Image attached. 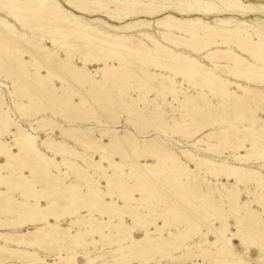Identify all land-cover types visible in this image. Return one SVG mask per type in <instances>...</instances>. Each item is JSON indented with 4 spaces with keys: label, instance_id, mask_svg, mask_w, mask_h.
I'll list each match as a JSON object with an SVG mask.
<instances>
[{
    "label": "bare ground",
    "instance_id": "bare-ground-1",
    "mask_svg": "<svg viewBox=\"0 0 264 264\" xmlns=\"http://www.w3.org/2000/svg\"><path fill=\"white\" fill-rule=\"evenodd\" d=\"M62 1L75 12L85 15H103L115 24L99 18L77 15L65 9L59 0H0V75L14 76L16 74L28 78L29 75L25 69L29 62L24 58H30L36 61L34 66L38 79L31 83L29 80L24 81L26 88L34 90L33 94L30 93L32 95L30 102L34 106L41 101V105L45 104V108L51 109L55 116L65 115L84 119L87 118L88 113L86 115L83 111H95L99 120L106 118L107 121L111 116L119 119L121 116L117 113V109L124 108L127 124L136 127L139 123L146 124L147 120L143 119L145 116L142 115L141 106L139 107L140 103L142 104L141 99L138 103L139 97L131 98V103L128 102L134 107H124L128 105L124 98L125 84L145 90L147 93L154 90L165 99V102L166 92L169 91L183 108L191 106L190 109L196 115L201 114V109L197 107L209 105L206 99L208 95L203 92L204 89L208 90L209 94L222 100L219 105L225 104L235 108V115L244 124V130L238 131L234 128L233 122L228 123L226 119H222L221 125L228 123L234 129L209 133L196 140L194 147L205 154L216 153L219 147H225L233 152L231 158L239 165L215 161L208 156H195L189 151L181 152L188 161L184 163L180 155L159 138L146 141V144L139 147L130 137L120 135L114 130L113 134L101 132L100 136L109 140L108 144H103L102 141L92 137L93 132L80 129L68 130L60 126L56 128L60 129L61 137L65 140L57 141L48 136L41 141V147L52 154V157L48 158L37 145L36 134L42 128L55 125V121L51 118L47 119L39 128H34V133L29 132L10 118L8 111L3 107V91L0 87V159L6 160V163L0 162V188L8 190L0 191V214L3 211L4 215H17V219L14 218L12 221L0 220V228L15 230L28 224L39 225L34 230L21 233H0V242L17 246V249L13 251L8 250V255L29 257L31 264H50L36 257L34 253L20 250L21 247L45 243L43 241L47 238L60 242L67 234L71 240L78 242L86 235L99 232L104 227L92 214L93 211L109 217L118 216L121 218L119 226L122 225V219L125 215L132 214L134 207L128 204L124 212L122 209L126 206L113 200L114 191L103 194L98 186L99 182L89 179L84 173L89 170H98L103 171L105 178H110L105 173L106 170L113 169L118 182L121 181L125 186L126 181L131 180L149 195L167 201L164 203L172 201L176 208L180 206L185 208L186 214L192 218L188 224L193 221L196 226H194L195 229L186 228L174 236V241L167 244L162 242L164 240L162 236L152 238V233L148 232V229L142 239H136L133 236L135 227L131 228L129 236L132 243L124 247L119 245L117 249L119 255L113 259V263L106 264H133L140 259L146 262L152 261L166 247L178 251L183 243L192 240L202 228L207 230L202 234V237L206 239L205 242L194 243L193 249H190L191 251L187 254L171 257L172 253H169L162 256L172 258L173 264H177L176 262L188 264V261H192L193 264H204L200 261L195 262L200 258H210V260L212 258L210 264H251V262L264 264V220L257 217L259 214L253 208V205H258L264 212V195L257 194L255 201L243 202L240 192H232V194L230 192L227 198V209L222 202L220 204L214 202L213 191L210 189L198 195L190 188L194 185L199 190L202 184L209 187L212 184L209 180L201 178V181H198L199 175H205L208 178H216L218 181L221 177H225L228 181L236 179L237 183L250 181L264 190L263 174L256 169L243 166L252 160L264 164V128L257 126L261 119L254 116L245 117L243 114L249 106L264 111V5L245 4L241 0H181L177 3H174L175 0L174 2L172 0H108L116 4V9L112 10L106 4L102 5L100 3L102 0ZM225 15H231V17L226 18ZM237 16L242 18L255 16L256 20L250 23L238 20ZM143 17L151 19L143 20L141 19ZM142 29L155 30L162 41L147 32L134 34ZM46 41L52 44L53 48L48 47L45 44ZM183 49L190 53L183 52ZM198 56L210 63L212 67L204 64ZM78 58L82 65L74 61ZM95 64L98 67L94 71L87 68L88 65ZM130 65H138L140 74H137ZM150 67L172 73L175 77L183 76L187 78L190 85L200 87L201 103L196 102L197 107L194 105L196 107L194 108L192 106L194 103L191 101L192 95L181 101L178 98V91L174 90L177 85L169 78L170 76L161 75L168 81L157 86L155 83L158 82V75L147 70ZM99 74L102 75V79H98ZM222 74L235 81L224 79ZM56 79H60L63 83L61 87L54 84ZM107 81H110L113 89L119 92L118 98L109 100L111 92L107 88ZM65 83L68 84L67 87ZM231 88L243 92L248 98L238 96L237 92L232 91ZM77 94L81 97L79 102L75 100ZM127 96L130 98L129 95ZM104 97H108V102L114 100L109 103L111 110L108 109L107 113H105L106 108L97 104V100ZM206 102L208 105L205 104ZM154 109L159 119L167 115L161 104L154 105ZM27 112L31 111L27 110ZM185 116L182 115V120L175 122L176 127H187L184 121ZM214 122L217 120L209 123L211 125ZM164 124L166 122L161 121L157 126L161 127ZM196 133L192 132L186 136L190 138ZM3 136H9L11 141H3ZM69 142L79 146L81 150ZM233 143L237 146L235 147ZM15 149H18V152ZM65 155L81 159L84 167L64 158ZM94 155H98L100 161L94 159ZM61 156L62 160H58L57 157ZM115 156H119L126 163H119L114 159ZM149 158L155 159L158 164L154 166L148 164ZM13 161H22L24 168H27L26 161H31L45 173L46 183L53 185L48 184V188H39L37 183L25 180L26 176L23 174L15 176L16 174L13 173L12 177L4 176L2 170L12 166ZM63 166L67 171L78 172L79 180L84 181L85 184L65 183L61 177L67 174L66 170L63 171ZM126 168H129V173L124 171ZM194 169L197 175L193 174ZM167 171L171 174L168 178L165 176ZM162 176L164 181L172 183L175 189L173 194L163 189ZM84 187L87 188V192L83 191ZM223 188L226 189L224 185ZM13 189L20 191L22 201L10 195ZM58 191L65 194L56 197L55 194ZM106 197L111 200L107 201ZM60 198L71 200L75 206L69 205L62 213L68 218L76 219L71 222L69 228H61L58 221L60 217H63L61 214L56 216L54 211L57 207L56 202ZM121 199L125 203L139 200L131 192L127 196H121ZM45 201L48 203L47 206L42 204ZM195 201L200 202L196 207L193 205ZM89 204H93L92 209H89ZM169 208L164 211L165 214L174 212L175 209ZM83 209H89L87 215L82 214ZM202 212H205V216ZM213 217L220 220V227L209 224ZM53 218L56 224L51 222ZM230 219L235 220L236 226L240 228L238 232L233 233L232 237L227 236L231 228ZM145 220L156 226L159 216L149 213L145 216ZM75 227L79 231L76 234L70 233ZM160 229L162 230V226H157L156 231ZM118 232H123L122 227ZM209 235L215 240H208ZM234 238L241 243L242 247L232 243ZM251 248L259 252L258 257L252 259L245 254V251ZM5 251L6 249L0 246V258ZM95 259H88L89 263L94 264ZM59 261V264H80L76 255L61 256Z\"/></svg>",
    "mask_w": 264,
    "mask_h": 264
},
{
    "label": "rangeland",
    "instance_id": "rangeland-1",
    "mask_svg": "<svg viewBox=\"0 0 264 264\" xmlns=\"http://www.w3.org/2000/svg\"><path fill=\"white\" fill-rule=\"evenodd\" d=\"M59 1L62 3V5H64L65 9H67L69 11H73V10H71V8H69L65 5L64 1H62V0H59ZM87 1H91V0H87ZM172 1L174 2V0H172ZM179 1H181V0H175L174 3H177ZM241 1L245 4L259 3V4L264 5V0H241ZM100 3L102 5L106 4L109 9H112V10L116 9V4L111 3L108 0H102ZM97 4L98 3H96V6H98ZM114 5H115V7H113ZM94 9L97 10L96 7H94ZM73 12H75V11H73ZM75 13L77 15H81L84 17L99 18V19L106 20L108 22L115 24V22H113L111 19H109L103 15H97V14H94V15L86 14L85 15V14L79 13V12H75ZM224 17L230 18L231 15H225ZM237 18H238V20L248 21L250 23H254V21L256 20L255 16H250L249 18H242L240 16H237ZM141 19L150 20L151 18L146 19L145 17H143ZM140 32L150 33L155 38L162 41L160 35L155 30L142 29V30L137 31L136 33L134 32V34L137 35ZM45 44H47L48 47L53 48L52 44L48 43L47 41L45 42ZM183 52L190 53L189 51L184 50V49H183ZM61 55L65 56L64 53H61ZM198 58L204 64L212 67L211 64L208 63L207 61L205 62L199 56H198ZM24 60L29 62L28 66L25 69V72H27V74L29 75L28 78L26 77L27 79L25 77H21V76H18L16 74L14 76L13 75L10 76V74H8V76L0 75V87L3 91V98H4V106L3 107L8 111L9 116L13 121L20 124L22 127L27 129L31 133H34L35 132L34 128H39L47 119L51 118L55 121V125H50L48 127L42 128L36 134V137L38 138L37 139V145L45 153V155L48 158L52 157V154L46 152L41 147V145H40L41 141L46 139L48 136L53 137L57 141L65 140L64 138L61 137V131H59L60 129L56 128V127L60 126V127L66 128L68 130L80 129V130H83L86 132H93L94 134L92 137L97 141H102L103 144H108L109 140L103 139L100 136L101 132L113 134L114 130H116L117 133H119L120 135L130 137L132 139V141H134V143H137L139 145V147L146 144V141H150L153 138H159L164 143H166V145L170 149H172L175 153L180 155L181 160L184 163H186L188 161H187V159H185L182 156L181 152L182 151H189L195 156H202V157L208 156L215 161H222V162H225V163L231 164V165H239V163H235L231 158V156L233 155V152L231 150H227L225 147H219L218 152L212 153V154L201 153L199 150H197L194 147V142L196 140L203 138L204 136H206L209 133H212V132L219 133L223 129H234V128L238 131H243L244 130V124L241 123V121L238 120L237 115H235L236 113L234 111L235 110L234 107L228 106L225 104L224 105L220 104L221 105L220 106L219 103H222V100L219 97H216V96H213L212 94H209L208 90L204 89L203 92H205V94L208 95L206 99H207V102L209 105L206 102L205 104L208 105L207 107H201V108L197 107L196 106L197 103L198 104L201 103V98L199 96V94L202 92L201 88L197 87V86L190 85L187 81V78H185L183 76H176L175 77L172 73H169L166 71H161L158 69L156 70V68H154V67L153 68L152 67L147 68V70H151L152 73H156L158 75V77H157L158 82L155 83L157 86L162 85L163 83L168 81L165 78L163 79L161 75H165L166 77L170 76L169 78H171L175 82V85H177V86H175L174 90L178 91L177 92L179 94L178 98L181 101H183L185 97L190 98V96L192 95L191 101H192V103H194L192 106L194 107V105H195L198 109H201L200 110L201 114L196 115L193 112V110L190 109L191 106H188L189 108L187 106L185 108H183L173 98V96L169 93V91L166 92L167 94H166V102H165V99L161 95L159 96L154 90H151L150 92L147 93V91H145V90H141L138 88L136 89V87H131V86H128V84H125L123 87V91L125 93V96H124L125 101L127 102L128 105H126L124 107L125 108L127 106L128 107L129 106L134 107L133 105H129L131 103L130 100H131V98L137 99V97H139L138 103H140V101H142V104L140 103L139 107L141 106L140 108L142 109V115L145 116V117H143V119H145L144 121L147 120L146 124H148V125H146L145 123H143V124L139 123L136 127V126L127 124V122H126L127 117H126L125 112H123L125 110L124 108L117 109V113H120V116H121L119 119H116L115 116H111L110 120L107 121V120H105L106 118L105 119L101 118L99 120V118L97 116L98 114L95 111H92L93 113L91 111L90 112L89 111H83V112H85L86 115L88 113L87 118L84 119L81 117L72 118V117H68L65 115L64 116L63 115L55 116L54 112L51 109L48 110L47 107H46L47 109L45 108V104L41 105V101L38 102V104L36 106H34L30 102V96H32L31 94H33L34 90H33V88H30V89L26 88L25 83L28 80L30 81L29 83H31L32 81H34V82L37 81L38 76H37V72H36L35 66H34L36 64V61L31 60L30 58H26V59L24 58ZM79 60L80 59L78 58V59H75L74 61L78 65H82L81 60L80 61ZM31 64H32V66H31ZM97 67H98V65H96V64L87 66V68H89L91 71H94ZM130 67H132L137 72V74H140V71L138 69L139 68L138 65H130ZM44 74L46 75L47 73L45 72ZM98 77H99L98 79H102L101 74H99ZM222 77L224 79H229V80L235 81L233 78H230L224 74H222ZM24 80H26V82ZM240 83L245 84V82H240ZM54 84L58 87H61L63 85V83L61 82L60 79H56L54 81ZM65 85H66V87L68 86L67 83H65ZM112 86H113L112 83L110 81H107V88L111 92L110 96H109L110 97L109 100L111 98L116 99L119 97V92L116 89H113ZM252 87H255V86H252ZM124 88L128 91L124 90ZM180 90H183V91L180 92ZM231 90L236 91L237 95L240 97L248 98V96H246L243 92H241L239 90H236L234 88H231ZM125 91L127 92V94ZM145 93L148 95H146ZM127 95H129L130 98H128ZM91 96H93V94ZM193 97H194V99H193ZM162 99H164V100H162ZM75 100H77L78 102L81 100V97L79 94H77V96L75 97ZM100 100H101V102H100ZM112 101H114V100H112ZM112 101L108 102V97H104V98H100L99 100H97V104L100 107L106 108L105 113H107L108 109L111 110L110 109L111 104L109 105V103H112ZM128 102H130V103H128ZM157 103L162 105L163 109H165L164 110L165 113L167 114L163 117V119L162 118L159 119L156 116L154 105H157ZM165 104H167V105H165ZM20 105H25L26 107L21 108ZM204 106H206V105H204ZM42 107H44L45 109ZM196 107H194V108H196ZM248 108L249 109H247L246 112L245 111L243 112L244 116L245 117L254 116V117H257V119L260 118L261 122L259 121L257 123V126L259 128H261V127L264 128V111L262 109L257 110L256 107H254V106H249ZM26 109L30 110L31 112H27ZM186 110H189V111H186ZM172 112H173V114H172ZM95 114H96L97 119L95 118ZM182 115H186L184 118V121L187 123L186 124L187 127H184V128L176 127L177 126L176 123H178L180 120H182V118H181ZM222 119H226V121L228 123L233 122L235 124L234 125L235 127L232 128L231 124H228V123L221 125L220 121ZM176 120H178V121H176ZM213 120L214 121L217 120V122H214L215 124L217 123L216 125L214 123H212L210 125L211 121L213 122ZM161 121H163V122L165 121L166 124H164L161 127L157 126V124H159V122H161ZM197 125H198V127H197ZM246 126H248V125L246 124ZM184 132H187V133L185 134ZM192 132H197V133L190 138L186 136L187 134H190ZM2 140L3 141H11L9 136H3ZM69 143L71 145H73L74 147H77L79 150H81L79 146H76L72 142H69ZM233 145L235 147L237 146L236 143H233ZM15 151L18 152V149H15ZM243 154H246V152H243ZM88 155L91 156L93 154H88ZM94 157H95L94 159H96L97 161H100V157L98 155H94ZM62 158H63L62 156L57 157L58 160H62ZM64 158H66L70 161H75L79 165L84 167V163L81 159H77L73 156L71 157L70 155H65ZM114 159L116 161H118L119 163H123V164L126 163V161L122 160L119 156H115ZM0 160H1L0 162L6 163L5 159H0ZM147 162H148V164L153 165V166L158 164L157 161L155 159H152V158L147 159ZM143 163L145 164L146 162H143ZM28 164H29V166H28ZM26 165H27V168H24L22 161L21 162L13 161V165L7 167V169L4 168L2 170V174L4 176H10V177L14 176L15 174H16L15 176L23 174L24 176H26L25 180H29V181H32L34 183H37L38 184L37 186H40L39 188H43V187L48 188V184H50V185L52 184V183H46L47 178L45 176V173H43L42 170L37 168L36 164L31 163V161H26ZM263 165H264L263 163H257V161H255V160H252L246 164H243V166L246 168L256 169V170L260 171L264 176ZM105 166L108 167L107 164H105ZM19 168L20 169L22 168V169L19 170ZM35 168H37V169L35 170ZM192 168H194V167L192 166ZM38 169H39V171H38ZM62 169L64 172H65V170L67 172L66 175H63V176L61 175V177H63L65 183L75 184V185H76V183L81 184V185L85 184L84 181L79 180L80 175L78 174V172H76L74 170H68L67 171L65 166H63ZM34 171H35V173H34ZM71 171H73V172H71ZM124 171L127 173L130 172L129 168H126ZM167 172H166L165 176L168 178L171 176V174H170V172H168V173ZM13 173H14V175H13ZM84 173H86V175L89 179L91 178V180L93 179L94 181L96 180L99 182L98 186H99V188L103 194H107L111 190L114 191L113 192V200H116V201L120 202L121 205L126 206L122 209L124 212L129 205L133 206L134 210H133L132 214L125 215L124 218L122 219V225L119 226V224L121 223L120 217H118V216L109 217L106 215H102L96 211L95 212L93 211L92 214L97 219H99V221L103 224V227H104L99 232L93 233L90 235H86V236H84L83 239H81L78 242L75 240H71L69 238L68 234L65 235V237L62 236L63 238L61 239L60 242H57V241L55 242L53 239L51 240L50 238H47V240L43 241L45 243H41V244L39 243L38 245H33L30 247L29 246H23V247H21L20 250H24V251H28L30 253H34V254H36V257H39V258L45 260L47 263H50V264H59L60 263L59 260H60L61 256L69 257V256H75V255L77 256L78 261L80 258L84 259V262H82V263L79 261L80 264H90L89 260H88L90 258L91 259L97 258V259H95L96 261L94 262V264H106L109 262L113 263V259L119 255V253L117 252L119 245H123V247H124V246H128L132 243V240L129 236V232L131 231V228L135 227V229H134L135 231L133 232V236L136 239H142L145 236L146 229H148V232L152 233L151 234L152 238L156 239V238H160L162 236V238L164 239L162 242L165 244H167L170 241L171 242L174 241V236L179 234L180 232H182L186 228L189 229L190 227H192V229H195L194 226H196V224L193 221L191 222V224H188V222H190V220H192V218L190 217L189 214H186L185 208H183L181 206H180L181 208L180 207L176 208L177 206L175 207V203L172 201L171 202L168 201V203H164L167 201H165L159 197L149 195L148 192L144 191L140 187H137L136 184L131 180L126 181L127 184L125 186L124 184L121 183V181L118 182L117 177L114 176V174H113L114 173L113 169H108V171L106 170L105 174L108 175V177H110V178H105L106 176L104 175L103 171L100 172L98 170H89V172L87 171ZM193 174L197 175L198 173L195 170ZM204 176L205 175H202V176L199 175L198 181L200 182L201 178H203L207 181L209 180V182L212 183V184H210L211 186L209 185V187H207L204 184H202V185H200V189H199L200 191H199L198 187L196 188L194 185H192V186H190V188L192 189L191 191L200 195L203 192H207V190L210 189L211 191H213L212 192V199L214 200V202L217 204H220V202H222V205L224 204V207L227 209H228L227 198H228V196H230V192H231V194H232V192H236V193L240 192L241 193V201H243V202L255 201V199H256L255 196L257 194H258V196L264 195V190L261 189V187H258V186L256 187V185L250 181H245L243 183H237L236 179H231L230 181H228L225 177H221L220 180L218 181L216 178L212 179V178H208V177H206V176L204 177ZM192 177H194V176H192ZM162 181H163V184H162L163 189H165V191L167 193L173 194L174 193L173 190H175V189H174L172 183L164 181L163 176H162ZM42 182H44L45 184ZM223 185L226 187V189L223 188ZM128 186L135 187V188H129ZM255 187L257 190L255 189ZM16 189H18V188H16ZM16 189L11 190L10 195L13 196L14 198L22 201L21 197H20V191H17ZM86 189L87 188L84 187L83 191L87 192ZM1 190L8 191L6 188H0V191ZM138 190H140V191H138ZM60 191H58V193L56 192L57 193V194H55L56 197L62 196L63 194H65V192H63V194H62ZM130 192L134 194V197L139 199L138 202L137 201L136 202L131 201L130 203L123 202L124 200L121 199V196H123V195L127 196V194ZM253 192H254V194H253ZM249 193H251L252 195ZM221 198L223 201L221 200ZM105 199L107 201L111 200V199H109V197H106ZM56 203L57 204L55 206H57L56 207L57 209L54 208L56 216H59L61 214L63 217V218L60 217L58 224L61 226V228L71 227V222L76 220V219L75 218H68V217H66L67 215L64 216V214H62V213L65 212L66 207H69V205L71 206L72 201L67 200L66 198H64V199L60 198L57 200ZM42 204L44 206H47L48 203H47V201H45V202H42ZM199 204H200L199 201H195L193 205L196 207ZM92 205L93 204H91L89 206V209H92V207H93ZM72 206H73V204H72ZM73 207H75V206H73ZM168 208L169 209L173 208V210L174 209L175 210H174V212H169V213L165 214L164 211L167 210ZM253 208H255L259 214L257 217L258 218L261 217V219L264 220L263 209L259 208L258 205H253ZM89 209H87V210L83 209L82 214L87 215L88 214L87 211H89ZM181 209L185 213L184 212L182 213ZM127 211H128V209H127ZM149 213H155V215L159 216V220H158L156 226L153 223H150L149 221L145 220V216L148 215ZM4 214L5 213L3 211L0 214V220H2V221H7V219H8V221H12V220H14V218L17 219V215H8V214L4 215ZM159 214H161V215H159ZM202 214H203V216H205V212H202ZM160 216H162V217L160 218ZM217 220L215 219V217H213L210 219L209 224H213L216 227H220L221 222H220V220H218V221ZM51 222L53 224H56V221L54 220V218L51 219ZM229 223L231 224V228H230L229 232L227 233V236L232 237L233 233L238 232V229H240V228H238L236 226V222L233 219L232 220L230 219ZM157 226H159V227L162 226V230L160 229L157 232L156 231ZM38 227H39V225L28 224V225H24L22 227H19L15 230H2L0 228V233H2V232L21 233V232H25L27 230H34ZM120 227H122V229H123L122 233L118 232L120 230ZM82 230H84V229H82ZM78 231L79 230L75 227V228H72L70 233L76 234ZM206 232H207L206 228H202L199 231V234L195 235L192 240H190L189 242L183 243L178 251L167 249V247H166V248L162 249L161 253L157 254L155 259H153L152 261L146 262V261H143L140 259V260H137L133 264H173L172 258H164L163 256L165 254H169V253H172L171 257L189 253L193 249L192 247H193L194 243L206 241V239H204L202 237V234H204ZM207 239L208 240H215V238H213L211 235H209L207 237ZM232 243L237 247H242L241 243L236 238H234L232 240ZM0 246L4 247V249H6V251L4 252L5 254L1 255L2 257L0 258V264H31L29 257H27V258H22L20 256L11 257L10 255H8L7 251L8 250L13 251V250L17 249V246H15L11 243H4V242H0ZM245 254L247 256L251 257L252 259L259 256V252L254 248L248 249L247 251H245ZM5 259H7V260H5ZM211 260H212V258H211ZM211 260H210V258H205V259L200 258V260H195V262L200 261L201 263H204V264H210ZM176 263L177 264H185L184 262H176ZM187 263L193 264L192 261H188ZM251 264H254V262H251Z\"/></svg>",
    "mask_w": 264,
    "mask_h": 264
},
{
    "label": "crops",
    "instance_id": "crops-1",
    "mask_svg": "<svg viewBox=\"0 0 264 264\" xmlns=\"http://www.w3.org/2000/svg\"><path fill=\"white\" fill-rule=\"evenodd\" d=\"M79 261L82 263V262H84V259L83 258H80Z\"/></svg>",
    "mask_w": 264,
    "mask_h": 264
}]
</instances>
